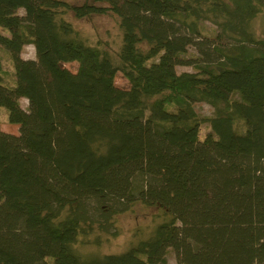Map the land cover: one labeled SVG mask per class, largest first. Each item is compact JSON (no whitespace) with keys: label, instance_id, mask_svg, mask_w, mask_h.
<instances>
[{"label":"trees","instance_id":"obj_1","mask_svg":"<svg viewBox=\"0 0 264 264\" xmlns=\"http://www.w3.org/2000/svg\"><path fill=\"white\" fill-rule=\"evenodd\" d=\"M68 12L113 15L118 50L87 43ZM259 15L264 0H0L14 69L9 86L0 59V107L18 127L0 128V264H167L168 249L177 264H264ZM26 45L35 59L20 56ZM136 204L161 219L102 252Z\"/></svg>","mask_w":264,"mask_h":264},{"label":"rangeland","instance_id":"obj_2","mask_svg":"<svg viewBox=\"0 0 264 264\" xmlns=\"http://www.w3.org/2000/svg\"><path fill=\"white\" fill-rule=\"evenodd\" d=\"M70 4H79L83 0H64ZM19 15H24L23 9H18ZM64 18L72 24L74 29L78 31L87 43L107 49L110 53H115L121 42V33L117 27L116 18L113 15L90 16L87 18L77 19L72 13L68 12ZM254 26L258 34L263 35L264 19L259 15ZM201 27L205 34H213L216 27L208 21H203ZM0 32L7 35L5 30L0 29ZM188 54H195L193 48L188 49ZM25 59H35L34 48L31 45L23 47L20 54ZM0 59L3 70V81L11 86L14 82V69L12 60L8 52L0 46ZM63 67L71 72H74L77 67L76 62L63 63ZM178 73L183 71H192L189 66H177ZM114 84L119 88H127L128 82L123 75L118 72L114 77ZM20 105L23 109L27 107V101L20 99ZM195 111L201 118L210 117L213 113V108L204 102L194 104ZM236 130L241 131L243 124L241 120L235 122ZM0 128L9 133L17 134L18 127L16 124H10L7 120V111L0 107ZM210 128L207 122H203L199 128V138L202 139ZM161 219V211L156 208H148L141 204L134 205L129 211L122 213L116 217L117 235L115 237H107L101 247L104 253H118L123 251L130 240L134 237L145 235L154 224ZM167 264H177L174 254L171 249L166 252Z\"/></svg>","mask_w":264,"mask_h":264}]
</instances>
